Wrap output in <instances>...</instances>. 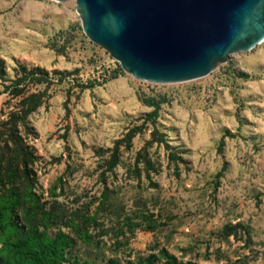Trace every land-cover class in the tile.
Returning a JSON list of instances; mask_svg holds the SVG:
<instances>
[{
    "label": "rangeland",
    "instance_id": "obj_1",
    "mask_svg": "<svg viewBox=\"0 0 264 264\" xmlns=\"http://www.w3.org/2000/svg\"><path fill=\"white\" fill-rule=\"evenodd\" d=\"M0 206V248L61 233L60 264H264V41L146 82L75 0H0Z\"/></svg>",
    "mask_w": 264,
    "mask_h": 264
},
{
    "label": "water",
    "instance_id": "obj_2",
    "mask_svg": "<svg viewBox=\"0 0 264 264\" xmlns=\"http://www.w3.org/2000/svg\"><path fill=\"white\" fill-rule=\"evenodd\" d=\"M75 2L87 38L146 82L203 77L229 54L264 41V0Z\"/></svg>",
    "mask_w": 264,
    "mask_h": 264
},
{
    "label": "trees",
    "instance_id": "obj_3",
    "mask_svg": "<svg viewBox=\"0 0 264 264\" xmlns=\"http://www.w3.org/2000/svg\"><path fill=\"white\" fill-rule=\"evenodd\" d=\"M27 73H23L13 84L11 91L18 92V85L23 83L27 78ZM39 79V78H38ZM22 89V88H21ZM35 107L33 106L32 109ZM13 177L10 176V179ZM0 206V226L3 224V211ZM12 212V221L16 212ZM66 246L64 235L56 234L54 238H49L44 232L30 230L24 232L23 235L14 241L6 242L0 248V264H60L63 257V249ZM164 264H183L177 263L174 256L164 251ZM133 264L132 262H128ZM136 264H151L149 261L138 262Z\"/></svg>",
    "mask_w": 264,
    "mask_h": 264
}]
</instances>
